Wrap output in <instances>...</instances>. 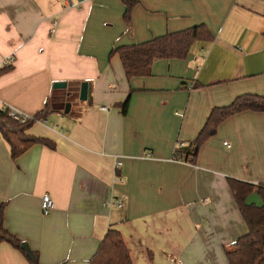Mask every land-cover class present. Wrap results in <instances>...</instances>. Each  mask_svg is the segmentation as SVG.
<instances>
[{
    "label": "crops",
    "instance_id": "0c3cea01",
    "mask_svg": "<svg viewBox=\"0 0 264 264\" xmlns=\"http://www.w3.org/2000/svg\"><path fill=\"white\" fill-rule=\"evenodd\" d=\"M136 1L129 24L122 0H0V110L48 107L26 133L55 143L14 159L0 129L4 226L39 264H89L109 228L134 264H230L249 231L230 180L264 183V112L228 117L194 158L174 154L213 108L264 96V0ZM200 24L212 39L156 59L149 76L128 79L111 54ZM44 194L55 203L46 215ZM0 264L33 263L3 241Z\"/></svg>",
    "mask_w": 264,
    "mask_h": 264
},
{
    "label": "trees",
    "instance_id": "16d2710c",
    "mask_svg": "<svg viewBox=\"0 0 264 264\" xmlns=\"http://www.w3.org/2000/svg\"><path fill=\"white\" fill-rule=\"evenodd\" d=\"M122 1L126 6L124 19L130 24L133 9L138 1ZM211 39L212 34L207 26L200 24L185 30L154 37L142 43L118 46L113 49L111 54H119L127 78L131 79L133 77L151 75L152 66L156 59H184L196 41H209ZM7 69V66L0 67V74ZM128 106L129 99L122 104V109L125 114ZM245 110L264 112V96L243 94L236 97L227 106L213 108L196 139L187 147H177L174 157L178 159L184 157L187 160L192 157L194 158L199 148L225 119ZM48 112L49 108L46 107L37 116L41 117ZM32 124V121L21 123L11 119L6 108L0 110V129L4 138L11 145V154L14 159L25 153L36 143H43L51 148L55 147L54 141L48 138L27 134L26 130ZM230 184L248 224L249 231L237 240L235 249L226 252L229 263L264 264V183L253 185L231 179ZM254 192H257L261 196L263 200L262 206L246 204L247 197ZM3 241L24 251L33 264H39L34 260L35 256L33 253L24 247L23 242L4 226V204L0 207V242ZM89 264H134L129 249L119 230L109 228Z\"/></svg>",
    "mask_w": 264,
    "mask_h": 264
},
{
    "label": "built area",
    "instance_id": "2783aa9c",
    "mask_svg": "<svg viewBox=\"0 0 264 264\" xmlns=\"http://www.w3.org/2000/svg\"><path fill=\"white\" fill-rule=\"evenodd\" d=\"M240 49V48H239ZM11 61V59L8 61L6 60L4 64H9ZM7 109L8 110V115L11 119L19 121L21 123H26L28 121H32V122H37V121H41L42 118L38 117L37 115H29L26 113L21 112L20 110H18L17 108L13 107V106H5L3 109ZM102 109L107 110L108 107L107 106H103ZM45 120L48 119V116L44 118ZM227 146H230V144L228 142H226ZM148 156H150V154H147ZM122 165V161H117V168H119ZM117 205L122 206V202L120 200H116L115 202ZM110 204H112V202H110ZM41 207H42V211L43 214H49L55 207V203L53 198L51 197L50 194H44L42 197V203H41Z\"/></svg>",
    "mask_w": 264,
    "mask_h": 264
},
{
    "label": "water",
    "instance_id": "95a60500",
    "mask_svg": "<svg viewBox=\"0 0 264 264\" xmlns=\"http://www.w3.org/2000/svg\"><path fill=\"white\" fill-rule=\"evenodd\" d=\"M66 86H67V84L65 82H58V83H56L54 85V87H56V88L66 87ZM88 93H89V84L87 82H83L81 84V89H80V99H81V101H83V102H86L87 101V99H88ZM70 107H71V104L70 103H67L66 104L65 112H69ZM246 204L247 205L255 204L257 206H262L263 205V200H262L261 196L256 192V193L251 194L247 198ZM34 260L36 262H38L35 257H34Z\"/></svg>",
    "mask_w": 264,
    "mask_h": 264
}]
</instances>
